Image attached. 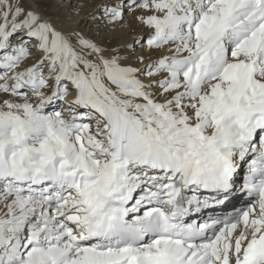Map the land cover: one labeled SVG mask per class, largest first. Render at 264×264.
<instances>
[{"label": "snow or ice", "instance_id": "obj_1", "mask_svg": "<svg viewBox=\"0 0 264 264\" xmlns=\"http://www.w3.org/2000/svg\"><path fill=\"white\" fill-rule=\"evenodd\" d=\"M50 3L0 0V264H264V0Z\"/></svg>", "mask_w": 264, "mask_h": 264}, {"label": "bare ground", "instance_id": "obj_2", "mask_svg": "<svg viewBox=\"0 0 264 264\" xmlns=\"http://www.w3.org/2000/svg\"><path fill=\"white\" fill-rule=\"evenodd\" d=\"M55 2L54 0H52ZM93 2V3H92ZM101 0L98 1H91V0H73V2L68 5L67 8L63 9V6L59 8V5L52 6L49 9V14L52 15L53 18H57L60 21L64 23V25L68 28L71 27H78L85 31L86 33L96 32L99 33L97 36V39H100L101 41H105L109 36L113 37L112 42L116 39V31L115 32H109V27H101L102 21L97 20H87L86 17L89 13L97 12L98 9L96 8V5L99 4ZM73 4H77L80 6V9H82L81 5L85 4V7L89 10L83 9L78 12L72 11ZM49 6V5H48ZM69 13L76 14L71 20H66L65 17L69 16ZM79 14V15H78ZM133 14L130 12L128 13V17L130 18ZM75 22V23H73ZM95 26V27H94ZM127 31V30H125ZM140 29H137L136 35L140 34ZM119 32V31H118ZM126 38H122V40L119 43L126 42ZM205 196H210V193H204ZM248 200V197L243 194H234L228 201H226L224 204L216 205L213 204L212 207L204 208L201 210L200 213L195 214V217L198 222H203L205 220H208L210 217H220L223 218L225 216L231 215L235 213L238 209L240 210L245 206L246 201ZM212 203V201H209Z\"/></svg>", "mask_w": 264, "mask_h": 264}, {"label": "rangeland", "instance_id": "obj_3", "mask_svg": "<svg viewBox=\"0 0 264 264\" xmlns=\"http://www.w3.org/2000/svg\"><path fill=\"white\" fill-rule=\"evenodd\" d=\"M55 2H53L52 1V3H50L49 4V6H47V8L45 9V11L47 12V14H49L48 12H49V9L52 7V6H55V5H59V8L60 7H62L63 6V9H65V8H67L68 7V5H70L72 2H73V0H59V2H57V0H54ZM91 1H98V0H91ZM93 3V2H92ZM81 7H82V9H83V11L84 10H89V9H87V7H85V4L83 5H81ZM82 9H80V12H81V10ZM79 15V14H78ZM52 16V15H51ZM74 16H76V14H73V13H69V16H67V17H65L66 18V20H71V18H73ZM126 29H123V28H121V29H117L116 30V39L112 42L113 44H116V43H119L121 40H122V38L124 39V38H126L125 37V31ZM119 31V32H118ZM239 210V209H238ZM237 212V211H236Z\"/></svg>", "mask_w": 264, "mask_h": 264}]
</instances>
